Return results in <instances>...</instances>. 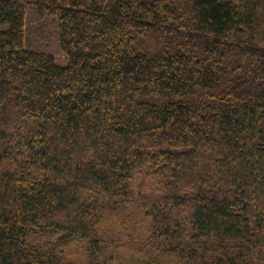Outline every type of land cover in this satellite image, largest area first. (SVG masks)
<instances>
[{"label":"trees","instance_id":"1","mask_svg":"<svg viewBox=\"0 0 264 264\" xmlns=\"http://www.w3.org/2000/svg\"><path fill=\"white\" fill-rule=\"evenodd\" d=\"M116 237L264 264V0H0V264H123Z\"/></svg>","mask_w":264,"mask_h":264},{"label":"rangeland","instance_id":"2","mask_svg":"<svg viewBox=\"0 0 264 264\" xmlns=\"http://www.w3.org/2000/svg\"><path fill=\"white\" fill-rule=\"evenodd\" d=\"M26 10V20L27 25L31 26V35L30 40L32 44L36 47H40V49L50 52L55 55L57 61L59 63L65 62V56L60 51L57 45L56 35L54 33L55 24L52 22H48L45 25H39L36 21L32 20V15L30 13V8L25 7ZM119 242V244H118ZM116 244L113 247H108L106 250L111 251L115 254L116 257H119L123 264H145L144 259L147 256H143V251L139 250L141 247V241H139L135 237L130 238H120L116 237ZM140 251V255L138 253ZM162 263H166L167 259H161Z\"/></svg>","mask_w":264,"mask_h":264}]
</instances>
